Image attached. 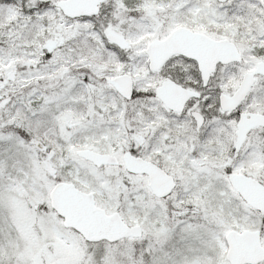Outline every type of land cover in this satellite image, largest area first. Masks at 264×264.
<instances>
[{
  "label": "snow or ice",
  "instance_id": "obj_1",
  "mask_svg": "<svg viewBox=\"0 0 264 264\" xmlns=\"http://www.w3.org/2000/svg\"><path fill=\"white\" fill-rule=\"evenodd\" d=\"M0 264H264V0H0Z\"/></svg>",
  "mask_w": 264,
  "mask_h": 264
}]
</instances>
